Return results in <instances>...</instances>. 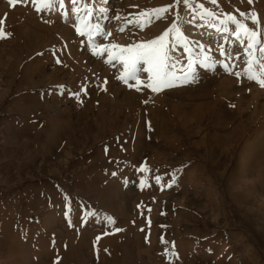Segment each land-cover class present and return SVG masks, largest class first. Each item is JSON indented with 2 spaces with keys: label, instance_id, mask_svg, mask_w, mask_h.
I'll list each match as a JSON object with an SVG mask.
<instances>
[{
  "label": "rangeland",
  "instance_id": "rangeland-1",
  "mask_svg": "<svg viewBox=\"0 0 264 264\" xmlns=\"http://www.w3.org/2000/svg\"><path fill=\"white\" fill-rule=\"evenodd\" d=\"M87 6L90 18L71 0H0V264H264V87L227 20L264 44V0ZM81 17L100 25L91 41L76 32ZM175 26L177 86L153 92L144 71L139 91L120 79V48ZM201 48L215 63H195L185 82Z\"/></svg>",
  "mask_w": 264,
  "mask_h": 264
},
{
  "label": "snow or ice",
  "instance_id": "snow-or-ice-1",
  "mask_svg": "<svg viewBox=\"0 0 264 264\" xmlns=\"http://www.w3.org/2000/svg\"><path fill=\"white\" fill-rule=\"evenodd\" d=\"M16 0H9L10 4H14ZM23 2V0H20ZM64 0H41V8L51 9L57 3H63ZM212 4H217V0H209ZM253 0H248V3L251 4ZM73 6L83 4L85 5L84 8L78 9L76 14L79 16L81 12L85 13V16L90 18L93 15V11L90 7L87 6L88 0H71ZM177 6H183L185 8H191V0H175ZM198 8H203V4L197 5ZM41 8H38L37 11H40ZM171 8L169 7H161L159 9L154 10V13H144L141 14L142 16L147 15L149 17L156 15L160 16L161 14L167 13L170 11ZM103 12L104 10L101 9ZM241 17L247 16L248 20L252 22L253 25L259 24V20L257 16L252 13H240ZM201 19H207L209 23L215 19L213 12L205 11L203 12ZM227 20L235 27L233 28V32L239 36L241 33L244 35L246 40V47L249 50L250 58L247 63L249 65V71L246 73L248 79L255 80L257 83L260 84L261 87H264V78H258L257 75L251 71L253 65L257 64V59L252 56V53L258 51L261 54V59L259 62V67L264 68V44L260 39V34L254 29L245 26L242 23L237 22V17L234 15H228ZM150 22V21H149ZM191 23V21H189ZM239 28V32L236 31V28ZM100 25L92 24L90 19H86L85 17H81V26L76 28V32L80 36H85L87 34L88 39L91 41L93 38V34L100 32ZM223 32H227L228 29H220ZM174 31L178 38L184 39V33L178 26L165 31L160 37L153 39L150 42L146 43H139L135 44L130 47L120 48V55L113 57V59L119 60L124 67V76H121L122 79L126 84L128 81H135V86H137L136 90L139 91L140 88L138 87L141 84V80L139 78L138 73L141 71L149 73V83L145 85L147 88L151 89L153 92H159L163 89L177 86V80L179 79L175 73L169 71L170 65L172 64V58L169 55L168 46L166 44V40L169 38L170 33ZM110 35V34H109ZM7 38V35L0 31V39ZM186 42V41H185ZM99 47V46H98ZM118 46L113 45L112 48L116 49ZM108 48H103L102 51L97 52L96 50L93 51V55H102L103 52H108ZM201 52L204 53V50L201 48ZM221 55H226L225 52L222 50ZM143 62L147 64V68L141 70L138 65ZM57 63H60L57 60ZM195 63H199L202 67L210 68L214 65V61L212 57L207 53H204L199 61L189 60L187 71L184 72L183 80L185 82L195 80V69L193 65ZM226 69L228 67L227 64L223 65ZM183 71V69H182ZM264 76V73H262ZM134 85H129V87H133ZM78 95V94H77Z\"/></svg>",
  "mask_w": 264,
  "mask_h": 264
},
{
  "label": "bare ground",
  "instance_id": "bare-ground-1",
  "mask_svg": "<svg viewBox=\"0 0 264 264\" xmlns=\"http://www.w3.org/2000/svg\"><path fill=\"white\" fill-rule=\"evenodd\" d=\"M98 64H99V63H96V64H95V67L98 66Z\"/></svg>",
  "mask_w": 264,
  "mask_h": 264
}]
</instances>
